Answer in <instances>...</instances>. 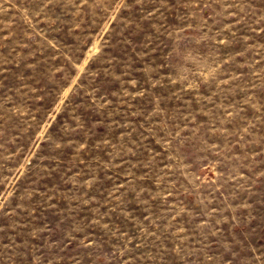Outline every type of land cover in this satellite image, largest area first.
<instances>
[{
	"label": "rangeland",
	"instance_id": "1",
	"mask_svg": "<svg viewBox=\"0 0 264 264\" xmlns=\"http://www.w3.org/2000/svg\"><path fill=\"white\" fill-rule=\"evenodd\" d=\"M0 264H264V0H0Z\"/></svg>",
	"mask_w": 264,
	"mask_h": 264
}]
</instances>
